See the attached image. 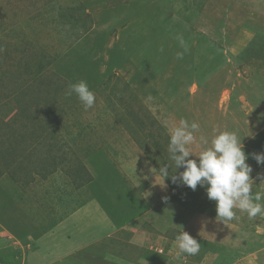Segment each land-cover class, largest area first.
<instances>
[{
	"label": "rangeland",
	"instance_id": "rangeland-1",
	"mask_svg": "<svg viewBox=\"0 0 264 264\" xmlns=\"http://www.w3.org/2000/svg\"><path fill=\"white\" fill-rule=\"evenodd\" d=\"M80 80L96 98L87 110L66 94ZM181 118L199 125L190 159L224 130L264 154V0H0V264L57 252L54 229L70 245L43 264H133L136 233L150 237L138 255L157 264H264V214L224 240L187 225L207 213L217 231L219 217L206 186L171 179ZM246 163L264 196V163ZM91 205L137 219L77 243ZM181 229L201 248L177 259Z\"/></svg>",
	"mask_w": 264,
	"mask_h": 264
},
{
	"label": "clouds",
	"instance_id": "clouds-1",
	"mask_svg": "<svg viewBox=\"0 0 264 264\" xmlns=\"http://www.w3.org/2000/svg\"><path fill=\"white\" fill-rule=\"evenodd\" d=\"M176 39L184 52H187L188 46L183 36L177 35ZM184 52H178L176 58L183 59ZM72 93L76 94L85 110L94 106L95 94L86 81L80 80L71 84L66 94L70 96ZM198 130L199 125L196 122L189 123L184 118L180 119L179 126L171 130L168 146L170 158L174 161L175 172L178 168H183L178 176L171 175L172 181L179 179L192 190L198 185L206 186L207 198L215 202L216 217L220 218L219 221H231L236 218L234 208L246 212L250 219L264 214V203L260 202L264 196L259 192L252 194V168L246 163L251 156L257 164H262L264 154H246L237 132L224 130L217 132L210 142L201 136L203 148L196 156L198 159H190L192 155L188 145L195 141L194 132ZM159 175L163 181L169 177V166L161 167ZM175 244L179 249L177 259H180L182 254L194 256L201 248L200 243L182 229L175 237Z\"/></svg>",
	"mask_w": 264,
	"mask_h": 264
},
{
	"label": "crops",
	"instance_id": "crops-1",
	"mask_svg": "<svg viewBox=\"0 0 264 264\" xmlns=\"http://www.w3.org/2000/svg\"><path fill=\"white\" fill-rule=\"evenodd\" d=\"M116 169L118 170V168H116ZM155 188H156V186H155ZM147 191L150 192L151 191L150 188ZM156 193H157V191L153 190V194L156 195ZM114 197L115 196H112V198H114ZM128 198L131 199V202H132L131 205L133 206L134 210L139 209L140 206H142L144 208V205H145L144 199L143 200L141 199V201H140L136 197L134 200V194H133V196H131L129 194ZM119 202H121V201H119ZM127 204H128V202H127ZM233 210L236 212V218H234L233 220H231V221L225 220L224 222L219 221L220 218H217L214 220V222L215 221L217 222V231H214V228H212V229L210 228V225L212 223V218L209 217L210 215H208L207 213H206V215L202 214L203 217L201 216L196 221L191 220V223L188 222L187 225L190 227H192V225L193 226L195 225V228L197 227L198 229H201V232H204L203 234H205V232H207L208 238L216 236L219 238V239L217 238L218 240H221V239L224 240L225 234H228L229 228L232 229L231 234L233 235V237H239L241 235V229L246 227L241 221L243 220L246 223L252 222V221H249L250 218L248 217L246 212H241L238 208H234ZM81 211H82V209H81ZM91 214H93V218L90 219L89 224L88 223L85 224L86 220H84V218H83V220L80 221L81 223H79V225H78L80 230H79L77 240H76V241L79 240V242H77V243H81V241H82L81 240V234L83 236H84V234H86L85 235V237H86L90 233L95 232L97 234H103V235L108 236V234H112V233L116 232V230H118L119 228L131 227L133 225L132 223L135 222L137 219L136 217H134L132 220L133 222L124 223L121 225V224H119V223H121V221H118L119 219H110V217H108V215L107 216L103 215L104 214L103 210H102V212H100L98 210H94L92 205L87 207V212L85 213V215L89 216ZM78 216H80V215H78ZM78 216H77V218H78ZM119 225H121V226H119ZM211 226H213V225H211ZM129 229H134V228H129ZM54 230L56 232V235L58 236V239L56 241L58 244L57 245V252L55 251V252L50 253V255L45 254V256L44 255L41 256V252L39 250L40 257L39 258L37 257V260L33 261L36 264H43V263L47 262V259H49V258L57 257V258L61 259L60 255L61 254L64 255L66 246L70 245V244L66 245L67 242L65 241L66 242L65 243L62 241L61 235H60V232L58 229H54ZM197 231H200V230H197ZM137 234L138 233H136L135 236H133V235H131V236H133L134 239H138V238L140 239L141 236H139ZM139 239H138V241L137 240L133 241L134 243H137L136 245H134L135 247H133V248L138 249V250H136V256H134L135 258L133 259L134 260L133 264H157V263H154L153 261H151L149 259L143 258L140 255H138L139 252H141L140 251L141 246L144 244V242H146L147 240H150V237L143 234L142 238L140 240ZM73 244H74V241L71 242V246ZM123 257L121 255L119 257L121 259V261L125 259L124 260L125 262L124 263L122 262V263L123 264H130L127 261L128 258H126V257L123 258ZM126 261H127V263H126ZM162 264H171V263L167 261L165 263L162 262Z\"/></svg>",
	"mask_w": 264,
	"mask_h": 264
},
{
	"label": "built area",
	"instance_id": "built-area-1",
	"mask_svg": "<svg viewBox=\"0 0 264 264\" xmlns=\"http://www.w3.org/2000/svg\"><path fill=\"white\" fill-rule=\"evenodd\" d=\"M159 251H161V250H159Z\"/></svg>",
	"mask_w": 264,
	"mask_h": 264
}]
</instances>
